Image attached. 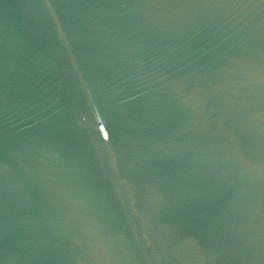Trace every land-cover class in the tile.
Returning <instances> with one entry per match:
<instances>
[{"label":"water","instance_id":"1","mask_svg":"<svg viewBox=\"0 0 264 264\" xmlns=\"http://www.w3.org/2000/svg\"><path fill=\"white\" fill-rule=\"evenodd\" d=\"M0 264H264V0H0Z\"/></svg>","mask_w":264,"mask_h":264}]
</instances>
